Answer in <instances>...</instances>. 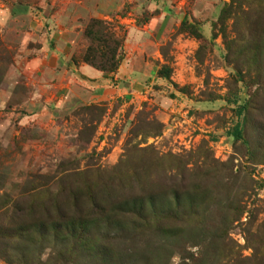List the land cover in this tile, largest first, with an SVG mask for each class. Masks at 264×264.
Segmentation results:
<instances>
[{"label": "rangeland", "instance_id": "rangeland-1", "mask_svg": "<svg viewBox=\"0 0 264 264\" xmlns=\"http://www.w3.org/2000/svg\"><path fill=\"white\" fill-rule=\"evenodd\" d=\"M91 18L123 39L145 26L154 71L136 100L80 102L66 88L71 77L32 59L59 29L77 64ZM237 123L244 140L228 135ZM98 179L155 195L152 212L165 216L175 198H201V223L182 233L181 222L168 224L169 236L111 223L91 247L45 231L36 242L0 235V264H264L251 259V240L264 252V0H0L3 228L18 229L8 216L29 206L52 218L86 213L97 198L86 184ZM37 220L27 218L30 230Z\"/></svg>", "mask_w": 264, "mask_h": 264}, {"label": "trees", "instance_id": "trees-1", "mask_svg": "<svg viewBox=\"0 0 264 264\" xmlns=\"http://www.w3.org/2000/svg\"><path fill=\"white\" fill-rule=\"evenodd\" d=\"M184 20L181 21V28L185 26ZM190 26V32L196 38H201L200 34L192 29ZM86 45L79 51L78 55L72 57L73 63L84 62L93 68L100 70L103 74L115 72L119 67L122 56L123 37L117 33L109 22L99 19L91 18L83 30ZM157 73L165 78H169L170 67L162 65ZM245 109L244 105H240L237 108V115L242 114ZM235 140H244L242 134V128L239 123L235 124L233 128L228 131ZM92 182L86 184L89 188L88 194L95 197H90L93 200L89 210L80 214L77 211L69 214V217H57L52 218V215L46 214L47 209L42 210L40 215L35 214L33 206H29L26 210L18 211L13 210L10 213L13 215L8 216V225L14 223L19 224V228L8 229L3 228V224L0 222V235L3 238H7V243H13L12 237L23 238L36 242L37 239H41L45 232L49 235L60 237L61 240H68L71 242L87 243L88 247H91L94 242L100 243V240H105L104 230L108 229L107 226L115 228L113 225H136L140 230L146 232H153L160 235H168L166 227L168 224L176 225L182 223L185 229L181 230V233L187 231V229L194 228L201 223L200 209L204 202L203 199H196L191 195H187L185 198L180 197V201L175 198L176 203L175 212L171 215H160L152 212V209L156 206V196L148 194L141 189L140 193H126L122 188H119L121 184H112V187L102 182ZM153 189V188H152ZM99 190L100 195H94L95 191ZM100 202V203H99ZM45 208V206H44ZM14 209V205L12 207ZM58 213L61 211L57 210ZM109 215L106 217V214ZM150 212V213H148ZM3 214H6L5 212ZM238 214H235L237 217ZM37 218L38 220L33 225L31 230L29 224L26 221L27 218ZM106 218V221L104 222ZM6 219V218H5ZM233 220V219H232ZM51 221V225L46 230L45 223ZM110 222V223H109ZM113 223V225H111ZM165 223V224H164ZM118 226V227H119ZM163 227V228H162ZM187 228V229H186ZM2 229V231H1ZM168 230V228H167ZM45 231V232H42ZM165 234V235H164ZM211 243L215 246L219 244L218 238L214 234L211 235ZM249 240V239H248ZM224 243V238L222 239ZM252 248L254 249L253 260H264V252L258 251L259 244L256 240H251ZM218 245L215 247L217 250ZM260 250H264L261 249ZM106 250L91 253V257L98 256L101 259L105 258ZM7 258V257H6Z\"/></svg>", "mask_w": 264, "mask_h": 264}, {"label": "crops", "instance_id": "crops-1", "mask_svg": "<svg viewBox=\"0 0 264 264\" xmlns=\"http://www.w3.org/2000/svg\"><path fill=\"white\" fill-rule=\"evenodd\" d=\"M100 14L95 12V15L100 16ZM144 27L143 31L145 30ZM143 31H136L132 27L128 29L126 38L123 39V60L117 70L107 77L103 75L102 71L84 62L69 64L71 54H69L68 49L71 48V43H69L67 37L61 35L64 32L59 29L57 34L52 33L51 39H49L50 41L54 38L55 44L53 47L48 48V46H44L39 53L38 50H35L36 54L32 59L39 61L45 69H48L52 73L56 72L58 75H62V77L65 76L66 79L67 77L73 79L71 86L66 84V88L73 93L70 98L80 102H86L87 100L98 102L114 97L134 101L142 96V90L138 91L141 81L149 78L154 71L149 63V52L144 45L145 37L148 35ZM45 39L47 37L44 35L42 39L43 43ZM152 54L157 59L156 56L159 52L152 51ZM84 86L89 89H85Z\"/></svg>", "mask_w": 264, "mask_h": 264}]
</instances>
